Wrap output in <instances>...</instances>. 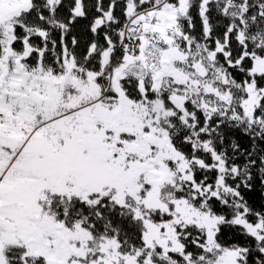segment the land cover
<instances>
[{
  "label": "snow or ice",
  "instance_id": "snow-or-ice-1",
  "mask_svg": "<svg viewBox=\"0 0 264 264\" xmlns=\"http://www.w3.org/2000/svg\"><path fill=\"white\" fill-rule=\"evenodd\" d=\"M0 264H264V0H0Z\"/></svg>",
  "mask_w": 264,
  "mask_h": 264
}]
</instances>
